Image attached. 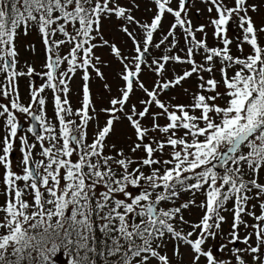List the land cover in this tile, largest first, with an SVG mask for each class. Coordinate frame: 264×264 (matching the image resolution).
I'll return each mask as SVG.
<instances>
[{"label": "rangeland", "instance_id": "obj_1", "mask_svg": "<svg viewBox=\"0 0 264 264\" xmlns=\"http://www.w3.org/2000/svg\"><path fill=\"white\" fill-rule=\"evenodd\" d=\"M99 1L97 7L100 9L94 10L96 18L85 29L79 28V32H76L75 27H65L64 21H60L56 23L55 33L47 31L54 47L60 43L58 48L55 47L61 62L57 67H60L59 78L65 82L67 89L70 119L78 125L82 124V135L89 144L93 145L92 141L97 138L95 134L105 132L106 137H103L100 146L97 139L98 151L94 155V162L101 163L106 172H120L122 178L127 177V183L123 181L124 185L120 187L123 205L130 207L125 219H136L150 204L146 202L142 205L148 198L161 208L160 224L167 219V214L176 230V233L154 238V253L141 257V264H203L199 256L203 253L222 262L223 252L214 250L219 235L215 232V226L219 217L226 221L219 223V227H227L231 204L225 203L218 212V209L211 213L209 208L204 209L209 185L216 190L222 188L220 178L214 174L212 178L209 177L207 173L210 170L206 167L238 133L249 127L245 123V116H253V104L261 99L264 92L263 80L261 91L259 89L261 94L257 93L252 103L251 94L246 93L247 78L243 80L238 76L246 69L247 73L252 71L250 77L255 76L253 72L264 67V0H241V10L237 7V0H188L185 7L183 0ZM155 20L158 22L157 30L150 33ZM218 25L221 27L219 32L216 29ZM60 29H65L64 34L60 35ZM41 35L46 36L44 28L40 32L31 30L29 35L16 33L8 40V46L4 43L0 47V239L5 232L1 227L6 215L2 202L4 198H17L24 206L34 207L29 188L23 187L24 180L28 178L27 162L23 155L37 157L39 144L43 140H33L30 134L22 135L27 127L26 116L20 112V101L33 98V103L38 102L37 109L33 110V105L30 111L35 113L40 102L45 103L46 107L41 109V113H45L51 123H57L54 111L49 112V108H54L50 98L52 90L48 81L40 78V74L47 71L44 65L46 54L50 55ZM77 36L82 38L81 46L85 43L84 51L80 49L81 46L75 51L71 49L70 38L75 40ZM63 39L61 44L59 41ZM185 39L189 43H197L193 56L185 52ZM223 42L225 51L214 53L213 50L220 49ZM191 46L193 51L194 46ZM144 50L151 56L137 68V53ZM242 56L248 60H243ZM6 58L11 61L9 72L4 69ZM188 60H192L193 64L188 65ZM189 66L195 71L191 72ZM133 71H138L137 79L128 88V76ZM234 84L236 86L232 87ZM168 85L171 89L164 93L163 88ZM82 89L85 103L89 100L85 109L87 115L84 108L80 110ZM198 90L202 94L197 93ZM261 107L262 103L255 110ZM216 114H221L220 118L224 119L221 125H211V121H216ZM8 120L12 123L13 132H16L15 126L20 122L24 124V130L21 135L13 134L9 142L7 139V149L2 157V143L10 130L6 134ZM205 125L210 126L211 132L208 134ZM215 128L221 130L219 135L214 134ZM194 130H199L198 136L204 135L201 138H213L214 144L209 145L208 149L190 150L192 145L189 141ZM71 133L73 131L62 135V142L69 149L70 165H74L81 156L67 145ZM260 142L258 136L247 142L240 153L245 154L247 160L239 159L245 172L237 169V166L234 170L240 172L242 178L248 176L249 180L251 177L249 181L253 188H247L249 193L243 205L245 214L254 212L261 215L264 212V195L256 188L264 187V157L256 156V146ZM23 144H28L27 154L21 148ZM19 150H22L21 153ZM173 160H177L174 165L171 164ZM34 167L36 173H47L40 160L36 161ZM165 168L171 170L165 173ZM7 170L15 179L14 189L5 178ZM177 171L179 174L174 175ZM93 172L99 173V170L94 168ZM163 173L161 181L171 178V182L162 196L159 195L162 191L160 187L142 182H137L135 186L134 180L138 176L154 178ZM172 175L176 178L172 179ZM51 177L43 176V185L47 188L50 187ZM210 179L213 182L208 183ZM64 187L58 182L56 190L59 193L62 190L67 196L74 195L73 186ZM216 196L214 194V198ZM210 203L207 206H211ZM204 210L211 214L205 231L200 224L202 218L207 220ZM137 221L147 222L142 217L134 223ZM185 237L189 238V244L201 249L197 263L192 261L194 254L190 250L191 245L181 241ZM195 240H199V243ZM223 241L221 237L220 244Z\"/></svg>", "mask_w": 264, "mask_h": 264}, {"label": "trees", "instance_id": "obj_2", "mask_svg": "<svg viewBox=\"0 0 264 264\" xmlns=\"http://www.w3.org/2000/svg\"><path fill=\"white\" fill-rule=\"evenodd\" d=\"M90 2L91 0H0V47L4 43L7 45L8 40L16 33L29 35L31 30L37 32L43 28L49 33H55L56 23L60 21H64L66 26L75 27V31L79 32V28L88 25L92 16L89 13ZM64 31L65 29L61 30L60 35ZM73 42L75 43L74 40ZM252 120L254 124H260L264 119L258 111L251 122ZM223 121L221 118L219 125ZM258 137L261 140L259 145H262L264 132L260 131ZM211 140L213 142L211 137L193 138L192 142L207 143ZM259 145L257 149L260 148ZM243 171L245 172L244 169ZM239 174L238 171L234 172L237 181ZM93 175L89 173V178L86 176L74 185V195L69 196L74 201L70 211L55 209V213L48 214L53 193L50 192L49 195L42 187L29 181L23 187L29 188L33 208H28L13 198H4L3 208L7 211L2 226L4 237L0 239V264H67L68 260L72 264H136L141 256L151 252L152 236L162 237L170 229V225L166 223L161 229L158 223L138 225L130 218L125 219L130 207L121 204L114 196L115 192L121 194L123 179H119L118 173L112 172L102 173L101 176ZM5 178L14 189L15 179L8 174ZM162 178L163 175L145 177L141 181L143 184L162 188L159 193L162 196L166 190ZM93 184H101L112 196L103 194L100 197L94 190L86 188V185L93 188ZM82 186L84 189L78 191ZM39 199L47 201L43 204ZM147 202L151 203L152 199ZM11 213L13 216H9ZM140 216L145 217L141 213Z\"/></svg>", "mask_w": 264, "mask_h": 264}, {"label": "flooded vegetation", "instance_id": "obj_3", "mask_svg": "<svg viewBox=\"0 0 264 264\" xmlns=\"http://www.w3.org/2000/svg\"><path fill=\"white\" fill-rule=\"evenodd\" d=\"M236 4L239 10L243 8L240 0H237ZM185 42V52L195 53L197 51L196 49L191 51V45L194 46L193 41H190V45H188V40H185ZM191 62L192 61L189 60L188 65H190ZM188 68L191 72L195 71L190 66ZM262 73L264 76V70ZM184 75L186 76V73H184ZM60 100L61 96L56 99L58 102ZM240 153L242 152L237 153L234 157H230L225 161L222 170L223 172L221 174H215L217 178H220V184L224 189L231 187L235 182L233 175L235 166L241 165L239 159L247 160L246 155H240ZM226 171H228L230 177ZM249 174L251 173H248V175ZM247 177L244 178H246L247 182L252 185V183L249 181L251 180V177H249V180ZM256 188H258L260 193L264 195V187L256 186ZM221 222L225 223L226 221L221 220ZM215 232L219 235L216 237L218 245L214 248V250L217 253L223 252L221 254L222 260L226 262H219L218 260L216 261L211 255H207L201 256L203 264H264V212L261 215L250 212L249 214L239 215V217H231L228 220V225L226 228L223 229L222 227H219L218 224ZM222 232L226 235H223ZM221 237L224 240L222 244H220ZM185 243L189 244L190 241H186ZM194 252H197V249H195Z\"/></svg>", "mask_w": 264, "mask_h": 264}, {"label": "water", "instance_id": "obj_4", "mask_svg": "<svg viewBox=\"0 0 264 264\" xmlns=\"http://www.w3.org/2000/svg\"><path fill=\"white\" fill-rule=\"evenodd\" d=\"M188 4V0H184V3H183V6H186ZM156 28V26L153 27L152 31H154ZM146 53H143L140 55V59L142 60V58L145 56ZM6 65L8 67V63L6 62ZM167 91V90H165ZM260 128L257 127V128H254V129H251V130H247L245 132H242L241 134H239L237 137H235L233 139V141L231 142L230 146L228 147L227 150L221 152L219 154V160L218 161H214L210 164V168L212 170H214L215 172L217 173H220L222 171V168L224 166V163L225 161L231 157L232 155H234L238 149L242 146V144L245 143V141L255 132L256 129ZM31 129H32V132L33 134H37L38 133V129H37V125L32 122V126H31ZM31 176L35 179V175L33 173V169L31 168ZM155 208H156V205L155 204H152L150 206H148L145 210V213L151 217V219H155V216H154V212H155Z\"/></svg>", "mask_w": 264, "mask_h": 264}]
</instances>
